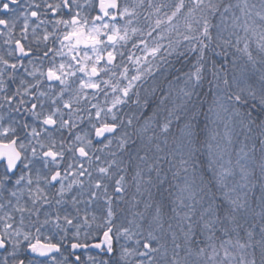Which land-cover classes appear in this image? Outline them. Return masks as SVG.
Wrapping results in <instances>:
<instances>
[{
	"label": "snow or ice",
	"instance_id": "obj_1",
	"mask_svg": "<svg viewBox=\"0 0 264 264\" xmlns=\"http://www.w3.org/2000/svg\"><path fill=\"white\" fill-rule=\"evenodd\" d=\"M0 38V264H264V0H0Z\"/></svg>",
	"mask_w": 264,
	"mask_h": 264
},
{
	"label": "flooded vegetation",
	"instance_id": "obj_2",
	"mask_svg": "<svg viewBox=\"0 0 264 264\" xmlns=\"http://www.w3.org/2000/svg\"><path fill=\"white\" fill-rule=\"evenodd\" d=\"M5 47L6 46L3 44V38H0V52H2Z\"/></svg>",
	"mask_w": 264,
	"mask_h": 264
},
{
	"label": "rangeland",
	"instance_id": "obj_3",
	"mask_svg": "<svg viewBox=\"0 0 264 264\" xmlns=\"http://www.w3.org/2000/svg\"><path fill=\"white\" fill-rule=\"evenodd\" d=\"M241 139H242V137H241Z\"/></svg>",
	"mask_w": 264,
	"mask_h": 264
}]
</instances>
